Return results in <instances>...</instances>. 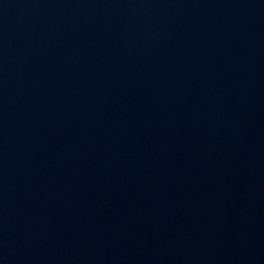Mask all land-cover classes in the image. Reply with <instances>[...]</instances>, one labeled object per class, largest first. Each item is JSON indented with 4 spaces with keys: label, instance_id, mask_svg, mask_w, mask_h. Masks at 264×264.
Returning <instances> with one entry per match:
<instances>
[{
    "label": "water",
    "instance_id": "obj_1",
    "mask_svg": "<svg viewBox=\"0 0 264 264\" xmlns=\"http://www.w3.org/2000/svg\"><path fill=\"white\" fill-rule=\"evenodd\" d=\"M0 264H264V0H0Z\"/></svg>",
    "mask_w": 264,
    "mask_h": 264
}]
</instances>
